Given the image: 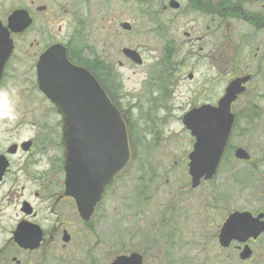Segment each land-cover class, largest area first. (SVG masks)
<instances>
[{
  "label": "rangeland",
  "instance_id": "1",
  "mask_svg": "<svg viewBox=\"0 0 264 264\" xmlns=\"http://www.w3.org/2000/svg\"><path fill=\"white\" fill-rule=\"evenodd\" d=\"M176 1L179 2L178 9H170L168 0L145 2L111 0L110 14L103 15L106 18L113 17V25L109 33L106 21H99V18L92 28L91 25L86 27L85 30H88L91 41L94 38L96 41H112L111 47L97 45L93 46L91 51L103 57L99 61L105 68L97 64L96 69L107 87H110L118 106L127 112L130 119L131 142L135 157L125 174L110 185L102 203L97 207L93 217L95 230L88 228L90 230L88 231L81 223L79 228L85 231L80 230L81 233L77 234L79 236H75L71 244L65 250H61L63 253L71 249L72 253L62 256L58 261H52L48 256L46 260L40 261L41 264H89L91 259L95 264H110L115 256L136 245L137 239L130 238V245L125 248L119 237L128 233L127 238H129L131 233H135L136 230L131 228L136 225L139 212L146 206L152 205H156L157 210L161 212L167 207L174 206L181 215L185 216L186 207L189 205L192 209L190 213L192 233L186 236L187 247H191L187 256L192 259V264H201L207 257V264H221L216 261L220 250L219 244L210 230H204L210 227L214 221L213 217H209L208 223L205 221L201 223L195 214L202 215L200 209L205 205V195L212 193L210 191L213 188L216 190L224 188V201H235L237 208L246 207L245 192L241 197H236V192L232 191L238 184L248 185L254 182L250 181V175L259 173L264 175V27L255 29L252 24L230 16L224 20V31L220 32L218 38L219 45H216V37L212 38V42L209 36L206 43L199 45V49L203 46V49L199 50L195 44L189 43V38L192 35L209 33L206 29L209 21L202 14L199 19H193L198 11L192 10L197 6L193 3L191 5L190 0ZM254 1L246 0L248 9L252 12H264L259 5L260 2L264 3V0L258 1L257 4ZM26 2L28 0H0V13H9L19 6L26 5ZM163 6H165L164 10ZM180 18L181 20L174 26ZM124 20L131 24L130 30H123L119 26V22ZM158 21L165 31H169L168 36L173 40V46L178 51L175 53L174 62L178 64L181 58L183 61L182 66L177 65L174 69L172 79L169 60H161L166 56L168 38L165 31H155V22ZM228 23L229 27H227ZM174 28L178 30L173 31ZM185 30L190 34L184 39L182 34ZM242 32H247L249 37ZM182 41L186 45L180 48ZM124 46L138 51L143 58L142 64L138 65L127 60L121 53ZM205 56L207 61H212L211 69L209 63L204 60ZM213 60L217 65L213 64ZM213 67H220L218 75ZM190 72L193 74L191 79L188 78ZM245 73H249L252 77L244 93L232 107L236 115V125L230 143L232 152L225 157L223 165L211 181H202L201 186L191 188L186 157V153L190 150V140L181 117L193 103L216 100L232 75ZM6 100L1 99L2 104ZM10 103H15L14 99ZM1 114L9 119L14 116L10 110ZM237 146L244 147L257 158V166L237 163L238 160L233 156L234 148ZM44 166L46 167L45 164ZM47 166L50 169V161L47 162ZM21 174L22 172H16L14 165L10 178L16 181L17 177L16 184L0 194V212H3L5 205L9 206L8 215L0 216V229H3L0 233V264H13L10 261L15 253L11 230L20 215L19 203L24 198L20 189L22 185L20 180L24 177ZM9 183L10 180L2 187L7 188ZM54 183L56 184L57 180ZM189 193L191 197L188 196ZM27 195L28 193L24 192V196ZM226 202L224 206L227 210L231 209L232 204L228 207ZM36 206L41 211L39 213L41 216L53 215L44 204L40 203ZM61 206L60 211L58 208L54 209L58 211V216L62 220L68 219L69 216L75 225L72 207L64 202ZM126 224L128 230H125ZM84 234L91 236L83 237ZM124 236L123 239L126 238ZM166 244L165 241V245L161 247L165 249ZM231 256L234 258L231 263H228L225 255L219 260L222 264H249L248 261L238 260L234 254ZM171 258L177 260L175 262L177 264L180 256ZM169 259L161 256V262L158 264H170ZM148 264L157 263L148 260Z\"/></svg>",
  "mask_w": 264,
  "mask_h": 264
},
{
  "label": "flooded vegetation",
  "instance_id": "2",
  "mask_svg": "<svg viewBox=\"0 0 264 264\" xmlns=\"http://www.w3.org/2000/svg\"><path fill=\"white\" fill-rule=\"evenodd\" d=\"M258 1L260 0H255V4ZM110 3L111 0H28L26 5L15 8L24 9L30 19L28 26L18 32L11 30L7 26L10 12L6 14L0 13V22L2 26L8 27L11 44V49L6 60L2 66L0 64V194L2 191L4 193L5 189H9L10 186L16 184L17 177L16 181L12 177L10 178L14 165L16 172H22L21 176L24 175L20 180V184H22L20 185V189L23 191L22 195L24 197L19 203L20 207H18L20 215L16 218L13 230H11L12 246L15 253L11 256L10 261L13 264H41L40 261L46 260L48 256L52 261H58L62 256L71 254V249L63 253L61 250H65L75 236H79L77 234L81 233L80 230L85 231L79 228L81 223L88 231L91 228V230H95L93 227V217L110 185L113 184L107 186L100 202L94 207L91 216L87 219L80 217L74 199L65 194L62 116L53 101L44 93L38 80V66L43 55L48 54V59L42 68L49 69L50 72L47 73L49 75H57L63 71L64 68L59 66L58 60H61L62 56H65L71 65L83 66L95 78H98L105 85L106 88H104L108 96L113 98L110 87H107L103 79L101 80L96 69L97 64H100L103 69L105 68L99 61L103 57L97 56L91 51L93 46L97 45L106 48L111 47L112 41H96L95 38L91 41L88 30H85L90 25L92 28L95 25L94 23H96V19L99 18V21H106L109 33L112 29L113 17L106 18L103 15L110 14ZM190 3L197 6L196 9H192L193 11H198V14L193 17L194 20L199 19V16L202 14L209 21L206 26L209 33L206 35H192L189 38V43L195 44L197 49H199L200 44L208 41L209 36L212 42V38L216 37V45L218 46L220 32H223L225 27L224 20L230 16L252 24V27L255 29L264 27V12H252L251 9H248L246 0H190ZM259 5L261 9H264V3L260 2ZM162 9L164 10L165 6ZM180 20L181 18L174 23V26ZM155 24V31H165L159 21L158 23L155 22ZM229 26L230 24L228 23L227 27ZM177 30V28L173 29V31ZM243 30L247 31V29ZM165 32L168 43L166 44L167 48H165L166 56L163 59L161 58V60H169V70L172 79L174 69L177 65L179 67L182 66L183 61L181 58L178 64L174 62L175 53H178V51L173 46V40L168 36L169 31ZM242 33L246 37H249L247 32ZM189 34L190 32L185 30L182 36L185 39ZM172 36L176 38L175 35ZM106 39L110 40L108 37ZM183 42H181L180 48L186 45ZM202 49L203 46L199 50ZM206 59L207 57L205 56L204 60L206 63H209V69H211L212 61H207ZM215 60H213V64L217 65ZM213 69L216 71V75H218L220 67H213ZM240 75H232L229 79ZM192 77L193 74L190 72L188 78L191 79ZM224 92L225 87H223L221 95L216 100L193 103L189 109L198 107L204 103L216 105V102ZM1 99L7 100L2 104ZM12 99H14L15 103H10ZM114 101L116 104L118 103L117 100L114 99ZM7 110L13 112L14 116L11 119L1 114V112ZM186 131L190 140V150L186 153L188 160L195 138L190 130L186 129ZM230 143L223 154L220 168L223 165L225 157L232 152ZM50 156L52 157L50 158ZM131 160L133 159L131 158ZM131 160L125 170L131 166ZM257 160V158L250 154V158L246 163L255 167L257 166ZM49 161L51 162L50 169L47 166V162ZM237 163H241L240 160ZM58 171L60 174H58ZM121 173L115 181L125 174L123 171ZM259 174L250 175V181H254L251 184H238L236 185V189L232 191L236 192V197H241L245 192L244 203H247L246 207L237 208L235 201H224V188H218L217 190L213 188L210 191L212 193H208L207 196L205 195V205L200 209L202 215H199V213L195 214L201 223L204 221L208 223L209 217H213L214 221L210 227L204 230H210L219 244L220 250L216 261L221 264L222 261L219 258L224 255L228 263H231L234 259L231 254L237 256L238 260L248 261L249 264H264V175ZM56 175L57 178H55ZM215 175L210 180L201 179L198 185H190V187L197 188L202 185V181H211ZM9 180L11 184L9 183L7 188H3L2 186H5ZM55 180H57L56 184L54 183ZM212 187L215 186L212 185ZM24 192H27L28 195L24 196ZM188 196L191 197L190 193ZM63 202L72 207L75 225L69 216L65 220H62L58 216V211L62 209L61 203ZM225 202L228 204V207L232 204V208L227 210V207L224 206ZM40 203L48 207L50 209L49 213L52 212L53 215H48L49 213H47L48 216H41L39 214L41 211L36 206V204ZM55 208H58V211L54 210ZM146 208L139 212L136 225L131 228V230H136V232L131 233L129 238H127L128 233L125 236L119 237L122 239L121 244L125 248L130 245V238L137 239L136 245H133L132 248L127 249L119 255L133 257L137 260L138 264H148V260L158 264L161 262V256L164 259L165 257L170 258L168 260L169 263L175 264L177 260L171 257L179 255L180 259L177 264H192V259L187 256L189 251H191V247H187L188 244L186 242V236L192 233L191 207L189 205L186 207V216L181 215L178 212V208L174 206L172 208L167 207L164 212L157 210L156 205L146 206ZM8 211L9 206L5 205L3 212H0V216L2 214L7 216ZM14 212L16 211L14 210ZM234 213L242 214L244 218L243 224H236L234 232L224 231V239L220 241L221 229L226 219ZM23 222L31 226L36 225L40 229L41 239L39 244L34 248L19 246L13 238L18 226ZM128 229L129 227L126 224L125 230ZM86 236L89 237L91 235L84 234L83 237ZM123 236L126 238L123 239ZM80 241H82L81 238ZM165 241L167 242V247L163 249L161 245L164 246ZM59 244L61 245L60 247L58 246ZM32 255L34 256L31 257ZM117 256L110 261V264H112ZM207 262L208 257L201 264H207ZM89 264H95V261L91 259L89 260Z\"/></svg>",
  "mask_w": 264,
  "mask_h": 264
},
{
  "label": "water",
  "instance_id": "3",
  "mask_svg": "<svg viewBox=\"0 0 264 264\" xmlns=\"http://www.w3.org/2000/svg\"><path fill=\"white\" fill-rule=\"evenodd\" d=\"M176 7L177 3L171 1ZM8 26L17 31L26 25L25 12H13ZM122 27L128 29L127 22ZM11 49L8 33L0 24V64ZM123 53L136 62L138 54L129 48ZM48 54L40 60L47 61ZM63 71L49 75V69L39 73V84L43 91L55 103L63 118V166L65 169V194L74 198L80 215L86 219L99 201L105 186L126 166L130 158L129 129L125 115H122L106 96L100 84L86 69L71 65L62 56L58 60ZM248 76L230 82L225 95L219 101L218 108L204 105L186 113L182 120L195 136L196 142L190 154L189 173L192 185L198 184L205 175L210 178L216 170L221 154L226 145L233 115L229 106L236 95L243 90L242 82ZM235 155L246 158L245 150L238 148ZM232 216L226 224V231L233 228ZM32 230V231H30ZM28 233H30L28 235ZM18 245L34 248L39 244L41 232L38 226L21 223L14 233ZM138 264L133 257L118 256L112 264Z\"/></svg>",
  "mask_w": 264,
  "mask_h": 264
},
{
  "label": "bare ground",
  "instance_id": "4",
  "mask_svg": "<svg viewBox=\"0 0 264 264\" xmlns=\"http://www.w3.org/2000/svg\"><path fill=\"white\" fill-rule=\"evenodd\" d=\"M3 232V229H0V233Z\"/></svg>",
  "mask_w": 264,
  "mask_h": 264
}]
</instances>
